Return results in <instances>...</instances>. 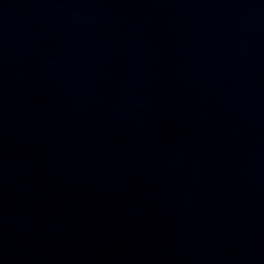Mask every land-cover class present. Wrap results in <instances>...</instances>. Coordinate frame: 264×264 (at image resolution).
<instances>
[{
	"label": "water",
	"instance_id": "1",
	"mask_svg": "<svg viewBox=\"0 0 264 264\" xmlns=\"http://www.w3.org/2000/svg\"><path fill=\"white\" fill-rule=\"evenodd\" d=\"M0 264H264V0H0Z\"/></svg>",
	"mask_w": 264,
	"mask_h": 264
}]
</instances>
